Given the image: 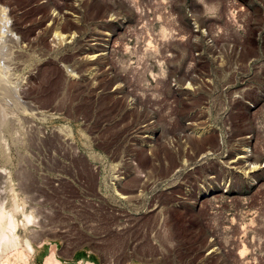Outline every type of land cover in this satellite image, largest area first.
Listing matches in <instances>:
<instances>
[{"label": "rangeland", "instance_id": "obj_1", "mask_svg": "<svg viewBox=\"0 0 264 264\" xmlns=\"http://www.w3.org/2000/svg\"><path fill=\"white\" fill-rule=\"evenodd\" d=\"M0 5L17 264H264V0Z\"/></svg>", "mask_w": 264, "mask_h": 264}, {"label": "bare ground", "instance_id": "obj_2", "mask_svg": "<svg viewBox=\"0 0 264 264\" xmlns=\"http://www.w3.org/2000/svg\"><path fill=\"white\" fill-rule=\"evenodd\" d=\"M4 17H5V7L0 5V52L2 51L4 40L9 39L12 36V34L10 33L9 24L6 23V21L4 20ZM66 36L68 39L69 37H71V34H65V33H61L55 30L52 37L58 42L59 40L61 41V39H64ZM97 55L98 53L96 54L94 53L93 55L89 57L91 60H93V59H96ZM2 61H4V59ZM1 62H0V78L3 75V64ZM2 78L0 80H2ZM13 88L15 89V86ZM15 92H16V89H15ZM240 157H244V156H240ZM256 166L257 165L253 164L250 167V169L247 171V173L253 171ZM12 201H13L12 203L15 205L14 203L15 200L13 199ZM18 206L19 205L16 204L13 207L19 208ZM13 213H15V210H11V211L6 210L0 202V264H17L26 259V256L29 253L28 250H32V246L27 241H25L26 248H21L19 241H18V235L16 234V227L18 225V222H17L18 220L16 221ZM21 216H23V219L21 220L23 223L24 222L30 223L33 219V217H31L29 213L25 214L24 212H22ZM77 264H83V263H77Z\"/></svg>", "mask_w": 264, "mask_h": 264}]
</instances>
